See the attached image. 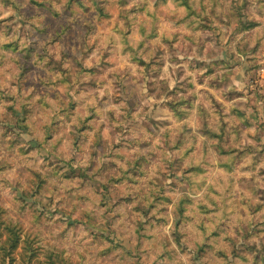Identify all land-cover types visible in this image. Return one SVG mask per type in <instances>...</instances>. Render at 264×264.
I'll use <instances>...</instances> for the list:
<instances>
[{"label": "rangeland", "instance_id": "obj_1", "mask_svg": "<svg viewBox=\"0 0 264 264\" xmlns=\"http://www.w3.org/2000/svg\"><path fill=\"white\" fill-rule=\"evenodd\" d=\"M44 1V6H35L29 0H0V106H3V112L0 113V157H3V160H0V176L13 175L11 168L15 166L19 177L14 188L15 195L6 191L4 182L0 181V202L7 208L9 216L19 221L26 233L38 237L40 250L48 249L52 254L61 253L68 247L67 243L65 241L57 243L51 238L49 230L41 224L45 214H58L49 212L48 205L52 200L48 199V192L55 189L59 183L57 178H60L63 184L59 189L61 195L58 200L62 202L63 197L67 196L69 204L80 203V210L76 212L75 218L69 216L67 225H61L57 231L62 233L68 228L75 230L76 226H82L83 235L84 229H93L92 240L95 247L90 254L92 258L89 264H250L249 256L252 257L251 264H257L254 262L255 254L263 255L264 251V222L262 224L255 222L249 205L264 202V169L257 171L259 163L264 161V35H257L250 25L244 23L245 17L242 14L237 15V9L240 8L237 0H232L231 3L229 0H208V3H205V0H172L171 5L158 9L159 31L174 33L172 41L166 43L157 38L151 40L149 45L143 44L144 36L152 34L156 28L153 20L147 15L140 16L143 27L133 33L132 39L137 41L140 48H151L148 60L150 65L148 67L144 65L150 74L156 73L159 69V75H163L162 70L167 66L165 62L178 65V56L181 54L188 53L200 57V60L194 63V67L188 65V70L200 73L196 79L201 83L206 81L204 89L197 91L196 86L190 83L191 77L185 75L183 67H179L176 71L178 79L176 92L169 94L166 85L161 81L158 85L161 98L167 97L173 104H188L184 116L191 117L190 122L197 129L193 131L187 124L183 125V128L190 134L188 139L192 141L197 139L200 128L206 127L204 118L207 116L208 124L216 129V134L200 138V153L205 155L204 171L208 173L211 183L212 176L222 174L224 171L223 167L215 169V164H223L225 160L231 161L229 167L236 169L234 176L239 183V192L232 199H219L212 205L213 209H217L213 212L204 206L203 201L207 196L199 193L207 183V178L197 184L194 180H184L177 176L178 182L174 181V186L170 189L163 188L167 180L162 179L160 181L162 187L153 193L152 200L156 201L151 208L147 209L146 204L138 203L136 207L125 205L113 211V204L122 198L117 194L111 197L112 204L102 209H93L97 221L93 224L90 223L92 217L88 212V201L80 199L84 193L73 191L82 183V179L79 177L66 179L68 169L61 171L59 164L53 166L50 163L51 160L57 159L51 155L50 150L64 139L62 150L72 151L76 129L67 126L75 120L81 129L84 125L87 128L82 135L79 136V133L77 135L83 156L86 154L84 148L89 147V142L93 147H98L103 122H99V117L91 123L85 121L84 100L78 102L81 105L78 111L69 112L67 116L58 105L63 95H72L75 98L71 85L77 83L84 74V66L92 63L95 54L89 56V53L94 44L92 36L97 29L103 31L105 27H119L127 33L128 15L134 12L138 5L127 12V5L131 0H126L124 6L121 0H84L87 8L82 6L81 2L68 7L67 0ZM101 9L106 11L102 12ZM31 16L42 26L48 27L49 31L45 35L31 34L30 27L33 22ZM170 20L172 22H169ZM184 20L188 21L187 25L183 23ZM87 21L94 24L92 33H88ZM173 24L177 27H173ZM65 27L66 31L63 32ZM241 27L245 28V32L242 37L236 38L233 48L213 47L222 30L228 31L227 39L232 43L235 33ZM57 31H60L58 36L53 34ZM177 32L180 34L176 35ZM50 36L56 40L49 39V43H45ZM83 39H87L88 43L84 44ZM8 41L14 45L4 46L3 44ZM202 45H206V52ZM31 46H35V49L31 56H26L24 48ZM161 50H168V56L161 55ZM140 54L144 55L143 51ZM221 56L223 60L220 59ZM240 56H244L245 59L241 61ZM117 59H120L118 55L110 62ZM56 68H61L64 76H59ZM93 75L97 80H104L107 77L106 73ZM154 78L159 79V76ZM238 82L246 86L243 92L236 91L235 85ZM119 92L125 103V111H129L128 105H134L132 110L140 108L143 97L138 84L128 79L121 82ZM196 99L200 103L197 111L192 112L195 105L190 102ZM105 101L111 103L108 97H105ZM108 103L101 101V107H107ZM71 104L70 100L65 106ZM32 105L35 106L27 119L30 132L23 133L16 125L14 115L24 118ZM23 106H26V113L22 109ZM111 115L115 119L114 114ZM49 116L64 119L65 123L61 125L63 129L52 144L45 145L42 141L51 136L53 130L51 125L54 123L53 119H48ZM161 117L164 119L159 120L154 128H149L148 131L152 132L153 137L161 136L164 141L170 143L171 132L161 133L160 124L171 123L175 116L159 110L150 114L148 120H157ZM146 126L144 123L133 121L130 124L126 122L118 130L122 133L118 145L121 153L118 158L121 160L127 158L133 167L137 157L128 151V145L141 144L142 152L139 154V159L143 161V167L139 169L141 178L148 175L151 165L160 159L163 151L154 149L150 140H143L144 133L141 129ZM132 132L137 133L135 140L131 137ZM183 135L184 133H181V136ZM181 136L173 138V144ZM214 145H222L221 153L228 155L217 154L212 149ZM37 148L38 151H29ZM108 148L109 144L105 141L104 151L106 152ZM192 150H195V144ZM236 160H240V163L236 164ZM244 165H247L250 172L247 179L240 178L239 169ZM112 175L115 178L111 182H115L121 174L112 169L111 173H106L102 179L107 180ZM168 176L172 178V173ZM19 184L28 187L27 194L20 191ZM115 186L118 190L127 187L119 183ZM102 191L107 192V189L104 188ZM164 191L169 194H165ZM231 191L232 188L228 187L224 195L227 197ZM214 194L220 195L219 192ZM124 196H127L126 192ZM105 199L109 197L105 196ZM17 201L32 203L30 207H26L25 203ZM180 201L183 203L187 201V205L184 204L185 213L195 222L186 218L185 223L180 226L181 236H178L174 232L176 217L173 211ZM41 205L42 211L39 210ZM139 213L145 216L144 220L136 218L140 216ZM248 217L253 218L251 232L249 236L241 237L238 244V252L246 256L247 260L239 257L235 260L233 253H229L228 258L222 256L217 250L218 247L230 250L226 235L230 234L234 239L241 236L240 231H245L250 226ZM210 218L217 220V229L212 235H204L203 241L211 244L212 248L208 249L205 246L204 257L200 258L196 244L203 232H199L194 223L204 222L210 225ZM38 224L41 226L37 227ZM217 231L221 234L216 235Z\"/></svg>", "mask_w": 264, "mask_h": 264}, {"label": "clouds", "instance_id": "obj_2", "mask_svg": "<svg viewBox=\"0 0 264 264\" xmlns=\"http://www.w3.org/2000/svg\"><path fill=\"white\" fill-rule=\"evenodd\" d=\"M231 3L232 0H229ZM208 3V0H205ZM240 8L237 9V15H243L245 17L244 23L250 25L251 29L256 31L257 35H264V0H237ZM172 4V0H131V3L127 5L128 9H132L134 6L135 11L130 12L128 15L129 31L123 32L119 27L109 28L105 27L103 31L97 29L96 33L92 36L94 44L90 50L89 56H93L91 64L84 66V74L81 75L77 83L71 85V91L75 94V98L72 95H63L59 101L58 108L63 109V114L68 115L69 112L78 111L81 105L78 103L81 100L86 101L83 105L85 112V121L91 123L96 117H99V122H103L100 127V139L98 147H93L89 142L88 148H84V154L81 155V147L79 136L87 131L86 126L81 129L80 124L77 121L72 120L67 127L71 126L79 132L78 140H72V151L65 152L64 139H61L51 148V155L56 156L57 159L51 160L50 163L55 166L60 165V170L68 169V175L66 179H76L77 177L82 179V183L78 184L73 191L84 193L80 198L81 200L88 201V212L92 217L93 223H96L95 213L93 209H102L112 204L114 195H120L122 198L117 200L112 207L113 211L120 209L125 205L136 207L138 203L146 204L152 200L153 193L159 191L162 187L160 181L162 179L167 180V184L163 185V188H171L174 186V181H177L176 177L184 180H194L197 184L204 181L207 178V183L201 193L206 195L207 199L203 201L204 206L213 212L217 209H213L212 205L219 199L225 200L232 199L235 194L239 192V183L234 176V167H229L232 163L229 160H225L223 164L216 163L215 169L223 167L224 171L222 174L214 175L211 177V183L208 179V173L204 171V159L205 155L200 153V138L214 136L216 129L208 124L207 116H205V128H200L197 135V139L192 141L188 139L189 133H186L183 125L187 124L188 128L195 131L197 127L190 122L191 117H185L184 112L188 107V104H173L167 97L161 98V93L158 85L161 81L166 84L169 94H174L177 90L178 79L176 78V71L179 67H183L185 75L191 77L190 83L196 86L197 91L204 89L206 81L201 83L197 81V75L194 70L189 71L188 65H193L200 60V57L184 53L178 56V65H173L166 61V67L163 68V75H159L160 70L157 69L156 73H151L149 69L145 68L144 65L148 63L149 57L151 56V48H140L138 47L137 41L132 39L133 33L139 31L143 25L140 23V16L147 15L156 25L154 32L150 35H145L143 39L144 45H149L153 39H161L164 42L172 41L174 33L165 31L161 33L159 31L160 13L159 8L167 7ZM151 9V12H149ZM242 9V12H241ZM106 9H102V12ZM169 11L171 9L169 8ZM169 22H172L171 20ZM183 23L187 25L188 21L184 20ZM173 27H177L173 24ZM245 32V28L241 27L233 37V42H228V31L222 30L217 43L213 46L214 48H233L236 38L242 37ZM179 35L180 33H175ZM244 43H248L244 41ZM205 52L207 51L206 45H202ZM143 51L144 55L140 53ZM194 51V50H193ZM161 55L168 56V50H161ZM119 56L120 59L113 61V58ZM223 60V57H220ZM239 59L243 61L244 56H240ZM207 62V61H205ZM156 68L155 65H152ZM93 73L107 74L106 79L97 80ZM159 76V79H155L154 76ZM130 79L132 83L138 84L140 87L141 95L143 97L142 104L138 110H132L134 105H128L129 111H125V103L121 98L119 92V85L121 82ZM243 83H236L235 88L237 92H243L245 90ZM196 95L195 93L193 94ZM105 97L111 100V103L105 101ZM72 101L70 106H65L67 101ZM101 101L108 103L105 108L101 107ZM243 102V101H242ZM195 107L193 111H197L199 100L191 101ZM32 107H29L27 114L24 119L27 120L32 113ZM55 111L57 110L54 108ZM162 110L175 116V119L171 123L160 124V132L170 131L172 134L171 142H166L161 136H152V132L148 131L149 128L164 119L163 117L157 120H148L150 114L154 111ZM3 112V106H0V113ZM115 119H113V115ZM170 118V117H169ZM48 119H53L54 123L51 125L52 132L50 137H46L42 143L45 145L52 144V141L60 135V130L63 129L61 125L65 123L64 119H55V117L49 116ZM133 121L141 122L146 124L143 127V140L151 141V146L154 149L161 151L160 159L154 162L146 177L141 178L139 169L143 167V161L139 159V154L142 152L141 144L137 143L132 146L128 145V151L137 157L135 166L133 167L127 158L121 160L120 156L121 149L120 137L122 133L118 131L122 126L132 123ZM75 126V127H74ZM181 133H184L181 136ZM181 136L178 141L173 144V138ZM131 137L133 140L136 139L137 133L132 132ZM127 139V137H126ZM119 140V143H117ZM107 141L109 144L108 150L104 151V142ZM247 143V141H245ZM167 144V146H166ZM193 144H195V150L193 151ZM222 145H214L212 149L222 156L228 155L227 153H221ZM208 149V150H212ZM37 149H30L29 151H38ZM205 151V150H204ZM95 153V155L93 154ZM103 153V154H101ZM245 157L247 154H244ZM47 158V157H46ZM3 160V157H0ZM236 164L240 163V160L235 161ZM75 166V171H73ZM47 167V165H45ZM112 169H116L121 175L120 178L115 182H105L103 177L106 173H111ZM264 169V161L260 162L257 166V171ZM13 175L11 176H0V181L4 182L5 190L10 191L11 194L15 195L14 188L17 186L16 182L19 177L17 175V169L15 166L11 168ZM240 178L247 179L250 177V172L247 170V165H244L239 169ZM172 173V178H169L168 174ZM183 173V175H180ZM54 175V172L52 173ZM59 183L55 189H50L48 192V199L52 200V203L48 205L50 213H58L57 215L45 214L44 219L41 221L44 227L49 230L51 238L57 243L65 241L68 247L64 248L59 255V264H89L91 252L95 247V242L92 240L91 228L84 229V234H81V227L76 226L74 229H66L64 232L57 231L61 225L66 226L68 223V217L72 216L75 218L76 212L80 210V203L74 202L69 204L68 197L64 196L63 201L58 200L61 192L60 187L63 184V180L57 178ZM139 181V182H137ZM178 182V181H177ZM50 183V181H46ZM119 183L122 186H127L122 190H118L115 186ZM21 192L27 194L29 189L24 184L18 185ZM231 187L232 191L228 193L227 197L224 195L225 190ZM106 188L107 192L102 191ZM223 189V191H221ZM89 190L91 194L89 195ZM127 196H124V193ZM219 192L220 195L214 193ZM165 194H169L164 191ZM189 196L191 192L188 193ZM105 196L109 199H105ZM17 203H25L26 207H30L32 202L17 201ZM175 203V202H174ZM187 205V201L184 202ZM39 210H43V206H39ZM219 211V210H218ZM41 225H37L40 227ZM239 224L237 223V227ZM43 239V238H42ZM247 255V254H246ZM251 260L252 257L249 256Z\"/></svg>", "mask_w": 264, "mask_h": 264}, {"label": "trees", "instance_id": "obj_3", "mask_svg": "<svg viewBox=\"0 0 264 264\" xmlns=\"http://www.w3.org/2000/svg\"><path fill=\"white\" fill-rule=\"evenodd\" d=\"M32 4L35 6H44L45 1L44 0H29ZM80 4L82 6L88 7L87 3L84 0H67L68 7H73L74 4ZM122 5L124 6L127 1L121 0ZM96 4V2L94 3ZM7 5H9L7 3ZM102 10V9H101ZM127 12L131 11V9H127ZM124 13V12H123ZM33 21L31 22L30 32L31 34H39L40 36L45 35L49 29L47 26H42L39 22H37L36 19H34L33 16L30 17ZM87 28L88 33H92V29H94V24L92 21H87ZM66 31V27L64 28L63 32ZM53 34H56V36L60 35V31H57ZM49 39L56 40L53 36H50L48 39H46L45 43H49ZM83 43L87 44L88 40L83 39ZM4 46H13V42H5L3 44ZM35 49V46H31L30 48L25 47L24 51L26 53V56H31ZM146 67L150 65V63L145 64ZM58 70L59 76H64V71L61 68H56ZM60 78V77H59ZM43 81L46 82V79L43 78ZM126 81V80H125ZM123 81V82H125ZM166 85V84H165ZM167 88V87H166ZM161 92V91H160ZM20 109V108H19ZM22 109L27 112L26 106H23ZM15 122L16 125H18L19 128L23 130V133L30 132V126L27 120L22 118L21 116H15ZM77 129L75 130L74 139H77L78 135ZM115 178L114 175L109 177L105 182H111ZM156 199L150 200L146 203V208L149 209L152 206L155 205ZM186 206L182 201L179 202L178 205H176L173 214L176 217L175 225H174V232L181 236L180 232V226L185 223V219H189L191 222H195L192 218L188 217L185 213ZM249 211L251 214L255 216V222L259 224H262L264 222V202H259L256 205H249ZM263 213L261 214V212ZM140 216H137V219H145V216L141 213H139ZM249 218L250 226L246 228L245 231H240L242 233L241 236H239L237 239H234L232 235L227 234L226 240L228 241L231 249H226L225 247H218V252L225 257H229V253L235 256V260L239 258H243L247 260V257L244 255H241L239 251V239L244 236H249L251 229L250 227L253 225V218ZM211 224L206 225L204 222L194 223V226L196 229L202 233V236L200 240L197 241V250L199 252V257H204L205 252V246L208 247V249H211V244H207L203 241L205 234H213L217 229V220H214L212 218L209 219ZM90 223L93 224V221ZM142 223V221H141ZM258 224V225H259ZM257 225V226H258ZM105 230V229H104ZM256 230V229H255ZM216 235H220L221 233L217 231L215 233ZM214 248V245H213ZM203 254V255H202ZM44 255V256H42ZM59 255L60 253H50L48 249L40 250V246L38 244V237L36 235H31L30 233H26L24 231L23 225L14 219H12L7 211V208L5 205L0 202V264H59ZM254 262L257 264H264V251L263 255H259V253H256L254 256ZM227 264V263H226Z\"/></svg>", "mask_w": 264, "mask_h": 264}]
</instances>
